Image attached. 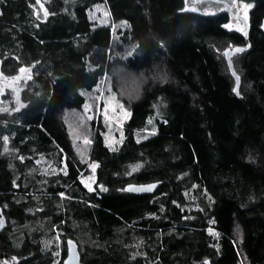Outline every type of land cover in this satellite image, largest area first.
Returning a JSON list of instances; mask_svg holds the SVG:
<instances>
[{"label":"trees","instance_id":"1","mask_svg":"<svg viewBox=\"0 0 264 264\" xmlns=\"http://www.w3.org/2000/svg\"><path fill=\"white\" fill-rule=\"evenodd\" d=\"M239 1L248 40L225 6L188 0H0V69L23 75V104L0 112V263L62 264L72 238L83 264H264V0ZM248 44L232 57L239 97L225 50ZM115 64L144 80L115 147L92 123L90 191L64 114Z\"/></svg>","mask_w":264,"mask_h":264},{"label":"rangeland","instance_id":"2","mask_svg":"<svg viewBox=\"0 0 264 264\" xmlns=\"http://www.w3.org/2000/svg\"><path fill=\"white\" fill-rule=\"evenodd\" d=\"M224 1L232 6L234 13H240L245 16L246 12V17L250 16L251 4L239 0ZM246 5L248 6L247 8H245ZM188 7H193L194 11L205 14H213L224 8V6L216 5L212 1L195 2V0H188ZM90 16L97 24H104L109 19V13L104 5L95 6L91 10ZM228 28L240 32L244 31L242 21L235 16L228 24ZM111 71L112 73H109L99 87L89 95L87 104L82 110L64 114L65 120L69 123L76 154L87 165L86 172L82 173L80 180L90 191L95 190L97 168V164L89 158L93 134L92 123H102L107 143L112 148L115 147L123 137L124 124L130 116L129 101L139 95L141 83L144 80L142 76L136 77V75L129 74L119 64L113 65ZM22 76H20L21 79L20 77H9L4 75L0 69V112L9 111L12 105H15V108L18 109L23 104L20 96ZM8 94L9 97L7 96ZM50 170L54 171L56 168L52 166ZM210 233L215 232L210 230ZM60 244V235H56L50 242L51 246L54 245L58 248L57 256H61Z\"/></svg>","mask_w":264,"mask_h":264},{"label":"water","instance_id":"3","mask_svg":"<svg viewBox=\"0 0 264 264\" xmlns=\"http://www.w3.org/2000/svg\"><path fill=\"white\" fill-rule=\"evenodd\" d=\"M197 2H204L206 0H196ZM217 2H221L224 6L225 9L231 13L233 16H235L236 18L240 19L243 23V27H244V32H245V38L246 40H248V36H249V22L247 17L245 18L244 15L240 14V13H234L232 10V6L229 5L226 1L224 0H216ZM193 7H189V10H192ZM261 29L264 32V18L262 20V24H261ZM251 47L250 44H248L247 47H243V46H235L233 48H228L225 50V55H226V59H227V63L229 66V69L231 71V74L233 75L234 79H235V87H234V92L237 96L240 97V93H239V89L241 86V78L240 76L236 73L235 68H234V64L232 61V57L236 54L242 53L246 50H248ZM236 49H243V51L240 52H236ZM237 77L239 78L237 80ZM161 185V182H150V183H130L128 185H126V190L130 193H134V194H138V195H144V194H151L154 193L159 186ZM151 189V190H148ZM8 225V221H7V217L4 214L3 208L0 206V234L1 232L7 227ZM67 256L64 259L62 264H83V262L81 261V253L79 250V245L77 243L76 240L69 238L67 239ZM18 258L16 256H12L10 257V259H4L0 264H17L18 262Z\"/></svg>","mask_w":264,"mask_h":264},{"label":"snow or ice","instance_id":"4","mask_svg":"<svg viewBox=\"0 0 264 264\" xmlns=\"http://www.w3.org/2000/svg\"><path fill=\"white\" fill-rule=\"evenodd\" d=\"M37 3H39V0H37ZM41 7H42V5H41ZM248 6L246 5L245 6V8H247ZM45 15H47V11H45ZM245 18H246V12H245ZM230 27V26H229ZM236 52H240V51H243V49H236L235 50ZM21 71H24L23 69L21 70ZM239 78L237 77V80H238ZM93 167H95V166H93ZM148 190H151V189H148Z\"/></svg>","mask_w":264,"mask_h":264},{"label":"flooded vegetation","instance_id":"5","mask_svg":"<svg viewBox=\"0 0 264 264\" xmlns=\"http://www.w3.org/2000/svg\"><path fill=\"white\" fill-rule=\"evenodd\" d=\"M195 2H197L196 0H195ZM220 4L222 5V6H224L221 2H220ZM67 256V255H66Z\"/></svg>","mask_w":264,"mask_h":264}]
</instances>
